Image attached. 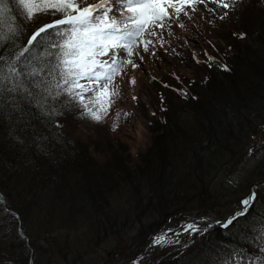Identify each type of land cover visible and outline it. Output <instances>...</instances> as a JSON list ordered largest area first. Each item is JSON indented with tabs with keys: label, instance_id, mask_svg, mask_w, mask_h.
I'll use <instances>...</instances> for the list:
<instances>
[{
	"label": "trees",
	"instance_id": "trees-1",
	"mask_svg": "<svg viewBox=\"0 0 264 264\" xmlns=\"http://www.w3.org/2000/svg\"><path fill=\"white\" fill-rule=\"evenodd\" d=\"M60 18L26 22L14 50ZM201 31L207 48L187 57L192 73L166 71L146 86L138 108L152 140L133 167L108 139L99 163L74 138L80 124L108 134L79 105L57 118L63 127L0 121V264H223L233 253L264 264L254 230L264 220V0H242ZM253 193L243 216L197 235L180 229L197 212L214 211L215 221L241 212ZM160 235L167 241L156 252Z\"/></svg>",
	"mask_w": 264,
	"mask_h": 264
},
{
	"label": "snow or ice",
	"instance_id": "snow-or-ice-1",
	"mask_svg": "<svg viewBox=\"0 0 264 264\" xmlns=\"http://www.w3.org/2000/svg\"><path fill=\"white\" fill-rule=\"evenodd\" d=\"M204 3L205 0H96L91 4L88 0H0V49H5V55H0V121L11 126L41 119L45 124L63 127L57 118L79 105L84 109L82 117L103 122L119 96L118 88L110 89L109 85L122 72L125 61L138 66L131 57L138 54L141 46L143 51H149L152 41L147 37L158 36L157 28H165L167 21L178 19L181 13L187 15L189 8L194 11V5ZM214 3L223 10L219 18L224 20L242 0ZM10 4L18 6L17 12ZM114 9L120 13L119 19ZM39 15L61 18L41 26L28 39L27 46L14 50L15 38L25 23ZM239 35L244 38L247 34ZM105 56L107 60L101 59ZM82 79L88 84H81ZM131 83L135 84L134 78ZM89 92L93 95L86 97ZM116 127L114 124L113 130ZM14 131L13 128L9 135L23 144ZM255 196L250 194L241 202L246 207L237 215L245 214ZM254 230L264 240V220L258 221Z\"/></svg>",
	"mask_w": 264,
	"mask_h": 264
},
{
	"label": "rangeland",
	"instance_id": "rangeland-1",
	"mask_svg": "<svg viewBox=\"0 0 264 264\" xmlns=\"http://www.w3.org/2000/svg\"><path fill=\"white\" fill-rule=\"evenodd\" d=\"M194 8V11L189 8L187 15L181 13L178 19L167 21L165 28H157L158 36L147 37V39L152 41L149 45V51H143L141 46V48L137 49L138 54L131 57L138 66L133 67L125 61L122 72L114 76L109 88H118L119 96L115 97V103L111 106L107 115L104 116L102 122L108 134L106 136L99 134L94 128L85 124H80L75 130L74 138L86 143L89 147L90 155L99 163H103L109 156V153L105 150L108 148L107 141L109 140L113 149L119 150L118 152L121 155L129 156V166L133 167L139 164L138 155L146 151L152 140L148 131V122L138 108L139 102H144L148 99L146 86L152 82L153 77H160L166 71L191 74L192 66L187 63V57L200 58V53L207 48V39L203 37L201 30L204 26H208L209 23L214 24L217 20H220L219 17L223 11L217 7L214 0H205L204 4H196ZM213 9L215 10L213 11ZM113 14L119 19L120 13L116 12L115 9ZM181 24L183 27H180ZM209 41L219 43L220 39L213 37L209 38ZM140 57H143V59L141 60ZM101 59L107 60L108 57H101ZM210 65L214 67L215 71L218 70L213 64ZM133 78L135 79V84L131 83ZM82 84L87 85L88 81L82 79ZM92 95L93 93L91 92L85 93L86 97ZM89 107H92V105L89 104ZM149 113L150 116L153 115L152 111H149ZM114 124L118 125L115 130H113ZM121 145L126 147L125 153L120 151L119 146ZM253 150H255V146ZM199 213L197 212L187 217L180 229L191 231L193 235H197L216 222L214 211L207 212L205 215H200ZM238 213H235L232 218L234 216L235 218L238 217ZM190 224L195 225V227L188 228ZM182 232H178L177 235ZM157 240H160V243H157ZM166 241L167 239L161 235L156 236L151 242L152 250L159 252L160 250L157 249H162ZM95 252L98 254L97 250ZM151 257L146 255L144 261L149 262ZM223 264L253 263L243 253L237 256L233 253L224 258Z\"/></svg>",
	"mask_w": 264,
	"mask_h": 264
},
{
	"label": "bare ground",
	"instance_id": "bare-ground-1",
	"mask_svg": "<svg viewBox=\"0 0 264 264\" xmlns=\"http://www.w3.org/2000/svg\"><path fill=\"white\" fill-rule=\"evenodd\" d=\"M258 184H260V183H256L255 185H258ZM244 207H245V205L242 206V209H243ZM239 211H240V210H235V211L232 212L230 215H228L227 218L223 219L222 221H216V222H214L212 225L208 226L207 229L212 228L213 226H217V225H222V224H224V223L227 221L228 218H232V216H233L235 213L239 212ZM200 218H202V217H200ZM200 218H199V219H200ZM203 219H206V218H203ZM174 248H175V247H174ZM181 254H182V253H181ZM181 254H180V255H181Z\"/></svg>",
	"mask_w": 264,
	"mask_h": 264
}]
</instances>
